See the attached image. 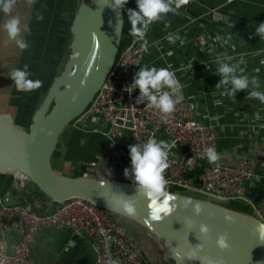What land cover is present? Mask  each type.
Masks as SVG:
<instances>
[{
	"label": "crops",
	"instance_id": "crops-1",
	"mask_svg": "<svg viewBox=\"0 0 264 264\" xmlns=\"http://www.w3.org/2000/svg\"><path fill=\"white\" fill-rule=\"evenodd\" d=\"M75 7V0H35L31 7L26 6L24 0H18L14 14L20 15L29 29L24 34L29 47L21 51L14 44L6 45V34L0 29V97L5 98L0 114H11L16 123L24 127L31 125L42 100L38 102V99L50 87L62 57L69 49ZM124 8L123 47L137 39L130 35L131 24L127 17L128 9H137L136 0H128ZM37 14L42 15L43 19L37 20ZM175 15L174 20H159L149 26L145 36L148 49L135 78L145 65L157 69L170 65V70L175 72L183 86L186 98L198 104L201 120L215 127L219 161L236 165L243 158H253L256 182H247L246 188L253 189L259 181L264 184V104L257 99H245L247 91L237 92L234 99L223 94V88H216L223 79L217 74L219 64L234 63L238 68L237 74L241 68L250 79L257 77L260 82L258 90L264 92V40L255 34V28L264 22V0H234L229 3L226 0H189ZM5 19L4 14L0 13V25ZM170 34L178 35L179 39L170 43L166 39ZM223 53L233 57V60L224 59L220 56ZM25 64L29 66V78L43 82L39 89L19 92L13 86L14 81L8 77V70L13 67L23 69ZM136 90L140 97V90ZM68 128L70 125L64 130L53 156L57 172L70 177H98L101 161L109 158L114 179L122 181L117 176L131 167L129 148H115L112 143L104 146L99 164L91 162L87 169L83 166L79 174L70 173L69 167L76 169L75 164H68L64 151L76 148L71 131L77 133L80 130L71 125L70 133L66 134ZM163 140L169 141L165 137ZM182 151V147H176V153ZM206 165L208 161L196 162L195 174H202V168ZM191 192L207 197L194 190ZM9 193L18 204L33 212L52 213L59 206L31 183L23 185L17 182L16 188L12 187ZM32 253L37 264H97L99 247L85 234L73 235L67 228L56 227L36 238Z\"/></svg>",
	"mask_w": 264,
	"mask_h": 264
},
{
	"label": "water",
	"instance_id": "water-1",
	"mask_svg": "<svg viewBox=\"0 0 264 264\" xmlns=\"http://www.w3.org/2000/svg\"><path fill=\"white\" fill-rule=\"evenodd\" d=\"M106 2L79 0L70 28L69 49L62 57L31 125L24 127L16 123L11 114H0V175L19 178L23 185L34 184L48 199L57 203L78 197L110 211L134 234L152 264H264V243L254 232L257 223L264 222L251 212L167 189L176 197L177 209L172 216L162 222H152L148 219L147 202L140 200L137 216L130 218L109 204L119 194L136 199L134 183L90 175L70 177L54 169L53 156L64 130L89 107L119 54L126 12L123 8L117 17ZM164 15L166 20L176 17L175 13ZM88 122L111 127L102 119L90 118ZM120 135L126 138L123 131ZM186 177L195 186L203 187V173L196 175L192 170ZM246 195L259 203L264 196V184L259 181L253 189L246 191ZM187 199L193 200V205L201 204L199 216L194 214L192 207H183V201ZM5 201L11 206L18 204L10 195H5ZM201 224L209 227L207 240L199 236ZM220 235H227L228 251L222 252L216 246ZM200 243L204 244L203 252L199 253L201 259L183 258L190 248Z\"/></svg>",
	"mask_w": 264,
	"mask_h": 264
},
{
	"label": "built area",
	"instance_id": "built-area-1",
	"mask_svg": "<svg viewBox=\"0 0 264 264\" xmlns=\"http://www.w3.org/2000/svg\"><path fill=\"white\" fill-rule=\"evenodd\" d=\"M141 45L142 41L136 39L119 50L102 88L71 125L84 133L104 135L115 148L142 146L149 138L159 142L165 137L168 142H175L169 152V167L164 173L169 182L167 189L194 190L220 202H237L264 222V196L255 203L246 195V183L256 182L253 158H243L236 165L208 162L202 168L201 188L186 177L187 172L195 171L196 162L208 161L207 148H217L216 129L201 120L198 104L186 98L183 86L182 99L167 120L158 110L147 108L148 101L137 104L140 98L137 90L129 92L127 89L134 83L136 70L145 55ZM90 118L102 119L111 127L89 123ZM122 131L126 138L120 135ZM177 146L183 151L176 153ZM192 158L194 164L189 165L188 160ZM98 177L114 178L109 158L100 166ZM14 179L13 188L17 182L22 184L19 178ZM5 195L11 194L0 192V243L6 244L0 254V264H37L32 253L36 238L56 227L67 228L73 235L85 234L95 241L99 247L97 264H108L110 259L118 260L120 264H152L134 234L113 213L86 199L71 198L58 203L54 212L40 214L22 204L7 205Z\"/></svg>",
	"mask_w": 264,
	"mask_h": 264
},
{
	"label": "clouds",
	"instance_id": "clouds-1",
	"mask_svg": "<svg viewBox=\"0 0 264 264\" xmlns=\"http://www.w3.org/2000/svg\"><path fill=\"white\" fill-rule=\"evenodd\" d=\"M26 6L31 7L35 4V0H24ZM128 3V0H107L106 5L120 16L121 10ZM189 0H136L137 9H128L127 17L131 24L130 35L142 41L141 47L144 51L148 49V41L145 39L149 26L159 20H164L167 13H176L177 10L187 5ZM18 0H0V13H3L6 19L0 25V29L6 34L5 44H14L19 50H26L29 45L24 38V34L29 32L26 24L20 15L14 14ZM43 16L37 14V20H42ZM255 34L264 40V22L259 23L255 28ZM166 39L170 43H175L179 39L178 35H168ZM224 59L232 61L233 57L226 53L220 54ZM29 66L25 64L23 69L13 67L8 77L14 81V87L19 92H31L42 87L43 82L39 79H30L31 75L28 71ZM171 66L167 68L151 67L147 65L141 67L136 74V78L131 88L127 91L132 92L136 88L140 90V98L137 104L147 99V108L158 110L167 120L176 108V105L182 99V85L177 80ZM244 70L234 63H220L217 74L223 79L216 88H223L224 93L235 99V95L240 91H247L245 99H257L264 104V92L259 91L260 82L257 77L243 74ZM83 85V81L81 82ZM231 85L228 88V85ZM251 85V90L250 89ZM168 89L165 91L164 89ZM219 104L220 101H215ZM175 147V142H168L155 138H149L145 143L129 146L131 159V176L134 177V196L136 199L125 198L124 194H119L112 198L109 206L118 208L125 216L134 218L137 216V203L140 200L147 202L148 219L152 222H162L164 219L172 216L177 209L176 197L167 191L168 180L165 178V171L169 167V152ZM206 156L210 164H218L220 154L214 147L206 149ZM189 165L194 164V158L188 160ZM124 176L129 177V169H124ZM185 209L192 207L196 216L202 213L200 203L193 205V200L187 199L183 201ZM230 219V217H226ZM148 221H146L147 223ZM191 223V222H189ZM259 241L264 243V223L258 222L254 228ZM199 236L207 240L209 236V227L205 224L199 226ZM227 235H220L216 239V246L222 252L228 251ZM6 244L0 243V254L5 250ZM204 244L200 243L190 248L183 258L188 260L201 259L199 253L203 252ZM108 264H120L118 260L110 259Z\"/></svg>",
	"mask_w": 264,
	"mask_h": 264
},
{
	"label": "rangeland",
	"instance_id": "rangeland-1",
	"mask_svg": "<svg viewBox=\"0 0 264 264\" xmlns=\"http://www.w3.org/2000/svg\"><path fill=\"white\" fill-rule=\"evenodd\" d=\"M71 2H72V0H71ZM78 5H79V0H75V6H76L75 8L76 9L78 8ZM8 71H10V70H8ZM46 92L47 91H45V93ZM45 93H43V94H45ZM40 99H42V95L39 97L38 102L40 101ZM4 100H5V98L0 97V104H1L0 110H2L4 108V105H5ZM70 131H71V125H70V128H68L66 134L70 133ZM71 132L75 138L76 148H74L72 151L65 150L64 152H65V158H66L68 164L69 165L75 164L76 169H74L73 167L70 166L69 172L77 175L83 171V169H84L83 166H85L87 169L91 162H94L95 164H99L101 158L103 157V150L105 148L104 146L106 144L109 145V143L111 144V142L99 134L94 135L91 133H84L81 131L77 132V133H75L73 131H71ZM60 141H61V139H60ZM128 165H129V163H128ZM55 166H56V164H55ZM53 167H54V165H53ZM92 168H94V167H92ZM128 169H129V177H125L124 173H121V175H118L117 177L119 179H121L122 181L127 180V181H130L133 183L134 177L131 176V167H129ZM85 173H89V172H85ZM177 191H181V193L191 195V196L207 198V199H210L214 202H218L221 204L230 205V202H226V201L220 202L217 199H214L210 196L205 197V196L196 194L194 192L185 191V190H177Z\"/></svg>",
	"mask_w": 264,
	"mask_h": 264
},
{
	"label": "trees",
	"instance_id": "trees-1",
	"mask_svg": "<svg viewBox=\"0 0 264 264\" xmlns=\"http://www.w3.org/2000/svg\"><path fill=\"white\" fill-rule=\"evenodd\" d=\"M123 43L124 42L122 40V44H121L120 49L123 47ZM13 182H14V178L13 177L0 175V192L3 193V194H6L7 192L11 191V189L13 187ZM32 185H34V184H32ZM35 187H37V186H35ZM174 191L178 192L177 190H174ZM179 192H181V191H179ZM230 206H232L235 209L251 212V210L248 207H246L244 205H241V204H239L237 202H230ZM35 213H38V212L35 211Z\"/></svg>",
	"mask_w": 264,
	"mask_h": 264
}]
</instances>
